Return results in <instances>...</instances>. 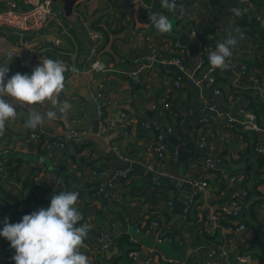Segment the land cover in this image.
Instances as JSON below:
<instances>
[{
    "label": "crops",
    "instance_id": "crops-1",
    "mask_svg": "<svg viewBox=\"0 0 264 264\" xmlns=\"http://www.w3.org/2000/svg\"><path fill=\"white\" fill-rule=\"evenodd\" d=\"M13 1L21 5L23 2ZM9 2L0 0V12ZM123 2L81 1L75 7L74 16L65 15L63 28L52 24L38 33L28 34L23 43L14 32L0 29V65L9 64L8 76L17 72L31 75L46 58L63 61L68 70L59 101L71 104L68 113L62 117L58 106L53 108L48 102L33 106L41 113L57 111V119H45L36 130L24 127L29 109H18L17 118L7 123L5 134L0 136V145L9 153L0 162L4 163L10 176L4 179L0 173V220L7 218L9 223H18L24 215L47 209L46 198L56 190L59 193L77 191V207L83 214L80 224L89 226L83 245L89 264H112L129 249L126 238L130 242L136 239L140 247L134 259L128 256L131 264H145L150 257L157 264H164V259L172 260L174 264H204L212 245L199 243L203 241L199 235L203 232L210 237L216 236V241L225 246L229 264H264V196L254 198V201L262 200L258 204H253L250 198L242 218L226 220L213 232L209 225V212L213 207L228 205L242 189L252 190L257 160L261 157L255 149L264 148V119L257 118L259 131L254 132L258 142L250 148L248 140L238 134L244 126L242 118L236 117H241L239 110L242 107L249 109V97L259 95L264 102V39L261 37L264 31L259 22L264 14V0H257L259 5L249 0L251 11L241 18L231 12V8H238L237 0H177L178 5H183L184 12L175 16L160 8L159 0H134L133 14L129 9L123 12ZM150 13L167 15L173 22V32L158 35L149 20ZM236 28L241 29L242 37L236 34ZM96 30L103 35V45L94 60H89L94 44L89 32ZM56 33L61 36L59 44L55 43ZM230 35L236 36L238 43L228 61L229 68L212 72L201 69L210 54L209 48L215 50L217 43ZM211 37L214 38L211 40ZM153 48L160 58L180 57L186 73H193L191 80L196 85L203 82L202 87L197 90L182 79L183 86L177 89L174 83L180 76L175 66L149 67L143 72L140 83L131 81L127 74L139 67L134 60L141 59L144 63L143 59ZM11 49L17 53L12 60H7ZM32 49L44 50L46 54L42 58L37 52L32 67H22L21 61ZM243 66L248 68V74L253 73L262 81L259 90L249 81ZM72 68L77 71H71ZM211 73L206 84L205 78ZM95 99L102 101L104 106L97 135L92 133L89 113ZM209 105H216L217 111L211 112ZM121 113L126 117H121ZM227 114L237 122L230 125ZM209 117H214L211 124L201 126ZM146 121L159 124L162 130L172 127L175 133L171 137L177 140H182L184 127L194 122L193 141L199 147L201 139L206 138V148L211 153L197 155L184 164L177 160L176 150L168 143L175 156L163 164L154 152L157 133L144 129ZM121 123L127 126V137ZM103 126L108 129L107 133H102ZM69 129L88 130L91 138L82 145L70 144L62 158L45 151L38 142L28 141L33 132L52 140L62 137ZM113 146L118 147L124 157L116 154ZM207 156L223 158L225 166L214 173L202 171V162ZM124 162L131 163V169L140 175V179L122 180L115 189L104 187L108 198L97 199L98 183L93 179L92 171L116 170ZM149 164L153 165V170L147 168ZM164 171L171 172L175 178L185 174L189 179L202 177L210 183V188L192 209L191 217L187 221L183 217L182 225H177L172 218L182 190L174 186L175 178L163 175ZM260 173L263 183L258 191L264 195V168ZM231 177H237V181L232 183ZM59 178L63 179V184L57 189ZM4 193L14 195L21 204L13 215L3 201ZM170 202L174 205L170 206ZM151 216L162 220L172 243L159 244L152 235L136 233L139 221L144 223ZM241 224L247 228L238 230ZM104 230L110 233L108 248L93 253L90 246L98 245V237ZM259 242H262L263 250L257 247ZM6 244L3 254H14L15 250ZM245 253L250 254L253 261L240 263L237 260L238 255Z\"/></svg>",
    "mask_w": 264,
    "mask_h": 264
},
{
    "label": "built area",
    "instance_id": "built-area-1",
    "mask_svg": "<svg viewBox=\"0 0 264 264\" xmlns=\"http://www.w3.org/2000/svg\"><path fill=\"white\" fill-rule=\"evenodd\" d=\"M238 2V8L241 10L247 9V11L242 15L238 16L239 18L247 16L251 11V4L249 0H237ZM142 5V3H141ZM133 6L129 8V11L131 14L134 12ZM233 14V13H232ZM234 15V14H233ZM235 16V15H234ZM65 12L63 5L58 2L55 3L52 0H23L22 5L17 3L16 1L10 0V2L7 4V6L0 12V29L1 30H10L16 34L20 38L21 43L26 39V36L28 34L38 33L43 28L48 27L52 24H56L59 27L65 26ZM260 25L264 31V20L262 18H259ZM90 37L92 38L94 44L91 50V55L89 56V60H92L95 56H97L100 53V49L103 45V35L100 31H90L89 32ZM214 37H211L212 40ZM55 43L59 44L61 43V36L59 33L55 34ZM12 52H14V55H16L17 51L14 49H11ZM214 51L212 47L209 48V53ZM37 52L41 53L42 58L45 56L46 51H38V50H31L28 54V57L21 61L22 67H32V61L35 62L37 60ZM94 60V59H93ZM144 63H142L141 59H135L134 64H137L139 67L136 71L129 72L127 74L128 78L133 81L134 83H140L143 72L149 68L153 67L155 65H163V66H175L179 71L182 73H186V67L183 63V60L180 57H170V58H160L158 55V51L153 48L151 49L148 54L143 59ZM243 71L247 73V77L249 81L254 84L257 90H259L262 86V81L253 73L248 74V68L246 66H243ZM209 72H212L211 68ZM199 82H197V85ZM174 86L177 89L182 88V77L180 78L176 77V81L174 83ZM216 93H218L216 91ZM97 100V99H95ZM103 105H100L99 112L100 115H102ZM154 108H157V106H154ZM169 109V106H166V110ZM208 109L211 112L217 111L216 105H209ZM239 115L243 118L241 123L243 124L244 128L246 130L250 131H259V127L257 125V116H255L249 109H246L242 107L239 110ZM121 117H126L124 113H121ZM226 119L230 125H233L237 122L236 118L231 117L229 114L226 115ZM214 120V117L205 118L201 126H205L208 124H211V122ZM184 123V121L182 122ZM121 128L124 131V136L127 137L129 135L127 131L126 124L121 123ZM144 129L148 131H155L157 133L156 140L154 142V152L156 157L159 159L161 163L164 164L165 161L168 159H171L174 155V153L170 150L167 138L169 136H173L175 133V130L172 127H167L166 130H162L161 126L157 123H152L149 121L144 122ZM102 133H107L108 129L103 126V129H101ZM91 138V133L88 130L81 129H69L67 130L64 135L57 139H46L41 134L33 132L28 136L29 142H38L42 144V147L45 151L49 153H54L59 157H63L65 152L67 151V147L70 144L73 145H82L88 142ZM199 146L202 148H205L208 146V142L206 138H202L199 142ZM212 150V149H211ZM256 152L264 156V148L263 147H257ZM113 151L120 155L119 148L116 146H113ZM9 151L7 149H4L0 145V155H8ZM175 155L177 156V152H175ZM174 155V156H175ZM120 157H124L123 155H120ZM225 166V161L223 158H213L211 156H207L203 159L202 162V171L204 172H217L220 169H222ZM147 168L150 170H153V165L149 164L147 165ZM0 173L3 174L4 179H8L10 176L9 171L4 167V163L0 162ZM163 175L169 179H174V175L171 172H163ZM92 177L95 181L98 183L97 192L95 194V197L97 199H107L108 195L104 192V187H108L109 189H115L117 183H119L122 180H139L140 175L135 173L131 168L126 170H108V169H101L96 170L94 169L92 171ZM230 181L232 183H235L237 181V177H231ZM189 183L192 186V192L189 198L188 206L185 211V220L187 221L188 215L190 214L191 210L196 206L198 200L200 197L207 192V190L210 188V183L208 180L202 177H195L189 179ZM63 184V179L59 178L57 181V189H60V187ZM160 185V184H159ZM59 194V192L56 190V193ZM51 197L46 198V202H51ZM248 197V190L242 189L229 203L228 205L223 206H215L213 207L209 212V225H210V231H216V229H219L222 227L224 221L226 220H235L242 218L246 207H247V200ZM170 206H173L174 203L170 202ZM247 227L244 224H241L238 226V230H245ZM137 234H145V235H152L156 242L161 243H172L173 239L167 235V230H165V227L160 224L159 221H139L137 229ZM109 238L110 233L107 230H104L98 237V245L96 246H90V250L93 251V253H100L105 251L108 248L109 245ZM4 239V238H3ZM0 237V264H15V261L12 259V257L15 255H5L3 254L5 248L7 247L6 243L10 245V243ZM6 242V243H5ZM131 243L137 244L136 239H131ZM81 251L84 253L85 248H81ZM138 254L137 250L131 251L128 256L131 259H134L136 255ZM229 253L225 246L221 244H214L212 247H210L207 251L206 257L204 259V264H229ZM237 260L240 263H249L253 261V257L248 254H240L237 257ZM164 264H174L175 262L172 260H165ZM145 264H157L155 262V259L153 257L147 258Z\"/></svg>",
    "mask_w": 264,
    "mask_h": 264
},
{
    "label": "clouds",
    "instance_id": "clouds-1",
    "mask_svg": "<svg viewBox=\"0 0 264 264\" xmlns=\"http://www.w3.org/2000/svg\"><path fill=\"white\" fill-rule=\"evenodd\" d=\"M159 5L174 16L184 12L183 5H178L177 0H159ZM246 11L231 8L235 16H242ZM149 20L158 35L173 32V22L167 15L150 13ZM235 32L243 36L240 28H236ZM237 43L234 35L217 43L216 49L207 57L212 71L229 68L228 61ZM13 57L14 52L9 51L7 60ZM8 65H0V136L5 134L7 123L17 118L18 109H29L24 127L31 130L41 127L45 119H57V111L41 113L33 107L35 105L43 106L48 102L53 108L58 106L61 117L68 113L71 104L59 101L68 70L63 61L46 58L31 75L17 72L11 77L8 76ZM71 71L77 70L72 68ZM78 198L77 191H62L52 195L47 209L41 208L24 215L15 224L5 219L0 237L6 239L15 250L12 257L15 264H89V257L81 251L88 237L89 226L80 224L83 214L77 207Z\"/></svg>",
    "mask_w": 264,
    "mask_h": 264
},
{
    "label": "water",
    "instance_id": "water-1",
    "mask_svg": "<svg viewBox=\"0 0 264 264\" xmlns=\"http://www.w3.org/2000/svg\"><path fill=\"white\" fill-rule=\"evenodd\" d=\"M55 3L60 2L63 5L65 15L67 17H72L74 16V10L75 7L81 2H90L92 0H52ZM134 0H124L123 2V12L125 13L127 9H129ZM262 19L264 20V14L262 16ZM177 69V68H176ZM178 71L179 76L184 79V83L188 86H191L195 89H199L202 87V84L196 85L192 80L191 76L193 73H190L189 75L187 73H182L181 71ZM193 72V71H192ZM212 77V73L210 76L208 75L205 78V83L207 84L209 80ZM200 86V87H199ZM102 104V101L100 100H94L91 102V109L89 111L90 117L92 119V133L97 135L100 133V126H101V115L99 112L100 105ZM234 112L236 110H233ZM238 118H242L236 115ZM243 119V118H242ZM241 119V120H242ZM194 128V122H189L183 130V137L182 140H177L174 137L169 136L167 138L168 143L173 147V149L176 150L177 152V160L181 163H187L189 160L193 159L195 156L200 155V154H206V153H211L210 149L208 148H202V147H197L195 142L193 141L191 137V133ZM5 155H0V160L3 158ZM5 158H7L5 156ZM125 164L122 167H119L117 169L119 170H126L131 168V163L129 162H124ZM173 184L175 187L179 188L182 190V195L175 207V209L172 212V218L175 221L177 225H182L184 223L183 217L185 215L186 208L188 206L189 198L192 192V186L189 183V177H186L184 175H180L178 178H175L173 181ZM126 228V227H125Z\"/></svg>",
    "mask_w": 264,
    "mask_h": 264
},
{
    "label": "trees",
    "instance_id": "trees-1",
    "mask_svg": "<svg viewBox=\"0 0 264 264\" xmlns=\"http://www.w3.org/2000/svg\"><path fill=\"white\" fill-rule=\"evenodd\" d=\"M256 4L259 5V3L257 2V0H253ZM96 29H98V26H96ZM261 37L264 39V34H261ZM204 67H202L201 69L203 70H209L210 67V63L208 61V59H206V61H204ZM250 99V105L248 106L249 110L255 114L257 116V118L263 120L264 119V102L262 101V99L260 98V96H255V97H249ZM238 134H240L242 136V138L247 139L249 144H250V148H253V146L258 142V136L257 133L254 131H250V130H246L245 128H242V130L240 132H238ZM171 149V148H170ZM173 151V150H171ZM257 167L258 170L255 173V179L253 180V188L252 190L248 192V197L246 200V203L248 204V201L253 200V204H258L259 202H262V200H258V201H254L255 197H263L264 195H262L259 191L258 188L260 187V185L263 183V180L260 179V170H262L264 168V156L258 157L257 160ZM246 170V169H245ZM244 170V171H245ZM5 191V190H4ZM3 201L6 204L8 211L11 215H13L15 212L18 211V209H20V202L17 200V198L12 195V194H7L4 193L3 194ZM50 206V203H46ZM252 204V205H253ZM192 211V210H191ZM191 213V212H190ZM191 217V214L188 215V218ZM169 218V217H168ZM159 221L160 224L162 226H165V224H163L162 220L160 218H158L157 216H151L148 219V222L151 221ZM4 221L5 220H0V230L3 229L4 227ZM242 222H244L242 220ZM165 230H168L165 228ZM203 232V231H202ZM167 235L171 237L169 231H167ZM200 238L203 239V241H200L199 243H205L208 245H213V244H221L218 241H216V236L215 237H210L208 236L206 233L203 232V234H199ZM3 238V237H2ZM172 238V237H171ZM88 243V242H87ZM91 242H89L90 244ZM126 244L128 245L129 249L127 251L124 252L123 256L118 257L117 259L114 260V262H112V264H131V260L128 258V254L133 251V250H139L140 247L137 246V244L131 243L129 239L126 238ZM91 245V244H90ZM257 247L260 250H263V246H262V242L257 243ZM256 248V246H255ZM254 250V247L251 249ZM263 258V255L261 256ZM264 259V258H263Z\"/></svg>",
    "mask_w": 264,
    "mask_h": 264
}]
</instances>
